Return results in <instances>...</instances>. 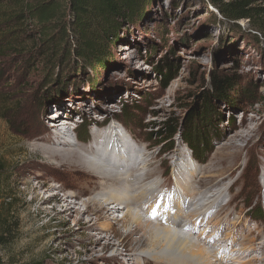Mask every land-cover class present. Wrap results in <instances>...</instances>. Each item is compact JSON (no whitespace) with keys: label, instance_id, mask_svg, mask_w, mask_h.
<instances>
[{"label":"rangeland","instance_id":"374dc122","mask_svg":"<svg viewBox=\"0 0 264 264\" xmlns=\"http://www.w3.org/2000/svg\"><path fill=\"white\" fill-rule=\"evenodd\" d=\"M214 1L234 0L145 1L138 16L123 20L120 41L110 50L111 61L94 79L89 70L77 66L71 53L60 60L61 47L53 53L57 59L46 66L22 53L23 46L0 50V155L7 159L8 167L3 175L8 189L2 196L13 198L12 238L0 247L5 264H123L120 257L113 256L116 250L130 254L148 246L139 230L124 227L120 211L109 218L112 227L107 232L118 246L104 248L103 241L93 245L95 234L106 233L102 231L103 215L97 212L100 204L83 212L81 202L95 184L81 179L78 165L61 162L42 143L53 135L57 113L69 122L78 144L89 145L106 127L116 126L122 134L126 129L142 152L149 154V172L160 181L154 192L155 209L162 206L160 212L168 220L175 210L168 196L174 188V174L183 163L194 162L198 167L192 190L215 182H234L217 207L221 210L218 218L186 230L195 238L201 234L199 241L206 245L208 241L212 250L219 248L216 261L220 264L235 263L233 249L250 232L256 247L264 243V218L259 220L256 212L258 206L264 212V0H252L248 7L257 10L258 17L250 21L223 16ZM69 34L73 40L72 32ZM25 48L31 50L29 45ZM168 72L175 78L165 86ZM203 98L208 99L209 110L224 111L223 121L216 117L197 120ZM229 102L238 109L227 111ZM112 104L115 109L109 107ZM169 119L176 127L171 149L169 140L160 144L154 137L147 140L164 131L163 123ZM83 129L86 141L81 140ZM190 130L192 134L210 132L208 145L198 151L205 155L203 162L195 159L184 140ZM55 189L59 197L76 192L73 200L83 213L80 221L62 216L58 203L35 197L36 190L47 194ZM183 215L182 219L187 217ZM90 220H97V227L86 226ZM228 234L233 239L223 240ZM143 262L154 264L146 258Z\"/></svg>","mask_w":264,"mask_h":264},{"label":"bare ground","instance_id":"6f19581e","mask_svg":"<svg viewBox=\"0 0 264 264\" xmlns=\"http://www.w3.org/2000/svg\"><path fill=\"white\" fill-rule=\"evenodd\" d=\"M109 107L115 109L116 104ZM60 121L62 120L60 119ZM66 124L62 126L58 120L52 123L53 135L46 138V141L42 143L51 155L61 157V162L71 167L78 165L77 168L82 170L81 175L78 173L82 178L80 176L79 178L89 179L95 184L94 191L81 202V205L85 207L83 212H88L90 205L97 202L100 204L97 212L103 215L102 231L106 233L99 236L95 234L92 237L93 245L101 244L103 241V247L107 248L114 244L107 234L112 227L109 218L114 219L120 211L122 213L120 220L125 225L124 227L133 228L134 231L139 230L141 237H145L148 244L147 248L130 254H123L116 250L113 256L120 257L123 264H129V261L141 264L145 258L153 261L154 264H220V261H216L219 248L217 249L215 246L216 249L212 250L214 247L209 248L208 241H206L207 245L199 241L198 238L201 234L195 238L196 236L194 237L192 233L186 230H191L192 226L195 228L197 223L210 222L217 217V214L220 213L218 211L220 209L217 207L234 182L228 184L215 182L202 190L196 187L192 190L190 187L193 184V174L197 172L198 167L194 162L192 164L183 163L178 173L174 174V188L168 196L175 208L168 220L167 217L164 218L163 212H160L162 206L155 209L157 200H155L154 192L159 187L160 181L149 172V162H146L149 154L142 152V148L134 142L126 129L123 130L124 133L122 134L116 126L106 127V130L93 138V141L90 142L92 144L85 145L76 142L78 139L76 140L74 137L73 128L68 123ZM240 136L242 137L240 134H235V137ZM262 177L264 179V174ZM74 196H76V192L69 191L59 197L56 189L50 190L47 194L37 190L35 193V197H39L44 202L52 200L58 203L61 206L62 213L60 214L62 216H73L74 219L80 221L83 218V213L79 211L75 200H73ZM150 198L153 202L151 200L148 202ZM167 200H162L160 205ZM114 203H120V205L115 206ZM152 204H154L156 213L151 210ZM146 208L148 211H145ZM184 209L188 210L185 211ZM215 210L217 211L214 212ZM182 214H187V217L182 219ZM164 220L168 223L162 224ZM115 221H118L117 217ZM97 225V220H90L86 224L89 227H97ZM217 226L219 231V223ZM250 235L251 232L240 241L238 248L233 249L237 254L232 259V263L264 264V243L256 247L255 239ZM232 236L233 234H228L223 240L231 241ZM114 245L115 247L118 246V244ZM256 248L259 249V253H255V251L257 252ZM218 260H220L219 257ZM143 264L147 263L143 262Z\"/></svg>","mask_w":264,"mask_h":264},{"label":"trees","instance_id":"16d2710c","mask_svg":"<svg viewBox=\"0 0 264 264\" xmlns=\"http://www.w3.org/2000/svg\"><path fill=\"white\" fill-rule=\"evenodd\" d=\"M145 1L147 0H0V50L6 52L7 50H17L23 46L22 53L30 54L46 66V63L55 60L57 54L53 55V53L61 47L60 60L71 53L82 71L87 69L91 73V79L97 78L99 71L111 61V48L120 41L123 20L138 16ZM251 2L252 0H234L227 3L214 1L213 5L229 19L234 21L248 19L250 21L258 17V11L248 7ZM69 32H72L74 41L70 40ZM70 41L74 44L71 45ZM34 42L38 43L37 46ZM27 45L31 47V50L25 48ZM168 69L171 71L172 67L169 66ZM169 73L164 75L165 86L175 78V74ZM203 102L201 110L196 114L197 120L210 119L211 121L216 117L218 122L223 121L224 111L209 110L208 99L203 98ZM227 107V111L238 109L230 102ZM209 111L212 114H209ZM73 112L75 111L71 110V113ZM229 119L233 124L236 123L232 116ZM163 126L165 127L164 131H158L156 135L150 136L147 140L154 137L158 144L169 140L168 149H171L172 137L176 130L175 122L169 119L163 123ZM82 131L81 140L86 141L88 139L87 132L85 129ZM209 139L210 132L192 134L191 130L184 138L195 159L201 162L205 160L203 157L205 155L198 151L208 145ZM6 164L7 159L0 155V247L8 245L13 232L10 220L13 198L11 195L2 196V193L8 189L3 183V175L8 170ZM3 198L7 200L4 203L5 209H3L5 200ZM256 212L258 219L262 220L264 212L261 206L257 207ZM0 264H5L1 254ZM10 264L15 263L11 262Z\"/></svg>","mask_w":264,"mask_h":264}]
</instances>
